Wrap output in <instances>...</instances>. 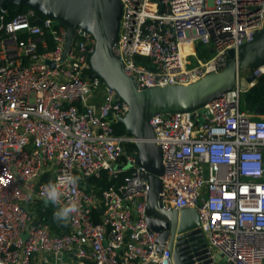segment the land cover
<instances>
[{
  "label": "built area",
  "instance_id": "2783aa9c",
  "mask_svg": "<svg viewBox=\"0 0 264 264\" xmlns=\"http://www.w3.org/2000/svg\"><path fill=\"white\" fill-rule=\"evenodd\" d=\"M121 2L114 53L141 89L222 70L229 50L264 24V0ZM7 16L0 8V264H174L146 220L148 171L137 147H126L135 138L116 132L129 105L93 76L94 36L77 27L62 60L65 25L31 7ZM252 72L258 79L264 64ZM257 79L208 103L210 116L151 119L163 207L196 208L212 256L234 264H264V116L241 108ZM104 171L116 181L101 194L88 190L87 179ZM68 175L79 179L61 186L60 203L77 207L54 223L46 185Z\"/></svg>",
  "mask_w": 264,
  "mask_h": 264
},
{
  "label": "water",
  "instance_id": "95a60500",
  "mask_svg": "<svg viewBox=\"0 0 264 264\" xmlns=\"http://www.w3.org/2000/svg\"><path fill=\"white\" fill-rule=\"evenodd\" d=\"M15 5L34 8L41 15L57 20L68 30L62 60L71 51L76 28L90 32L96 40L91 57L93 76H98L128 103L129 110L119 119L135 138L137 164L148 171L149 200L147 222L159 233L158 250L171 252L174 264H234L223 255L212 256L201 228L199 213L194 207L165 209L160 199L164 172L162 148L156 142L151 119L158 113L192 112L210 116L208 103L230 91L244 78L256 81L252 70L264 64V24L254 39L242 44L238 51L229 50L222 70L206 74L188 85L172 84L140 88L136 78L127 73L124 62L114 53L122 15L121 0H0V8ZM36 23H42L38 18ZM245 74V75H242ZM257 109V113H259Z\"/></svg>",
  "mask_w": 264,
  "mask_h": 264
},
{
  "label": "trees",
  "instance_id": "16d2710c",
  "mask_svg": "<svg viewBox=\"0 0 264 264\" xmlns=\"http://www.w3.org/2000/svg\"><path fill=\"white\" fill-rule=\"evenodd\" d=\"M27 6H22L20 8H17L15 5H8V18H11L15 16L17 13L22 12L26 10ZM202 54V49L200 50ZM241 108L242 110L249 111L250 113H253L256 115V117H262L264 116V74L261 75L257 82L248 88L245 92L242 93L241 96ZM257 109H259V113H257ZM116 132L118 134H129L124 125L120 122H118L116 125ZM126 147L128 149H134L136 148L135 143H127ZM126 173H122L120 178L122 179ZM114 179L110 178L107 171H104L101 175V177L96 178H89L87 179V185L88 190L94 189L98 194H101L103 189L108 188L114 183ZM119 183H121V180H119ZM55 206H49L47 208V212L45 213V217L47 219H51L54 223H56V220L53 218V212L55 211ZM96 214H99V212L96 210ZM97 220L98 217H96Z\"/></svg>",
  "mask_w": 264,
  "mask_h": 264
},
{
  "label": "clouds",
  "instance_id": "9594fccd",
  "mask_svg": "<svg viewBox=\"0 0 264 264\" xmlns=\"http://www.w3.org/2000/svg\"><path fill=\"white\" fill-rule=\"evenodd\" d=\"M78 177L75 175H68L61 179L59 182H49L46 185V199L47 202L56 205V209L53 212V218L58 221H67L71 214L76 210V205L74 203L61 204V186H70L78 182Z\"/></svg>",
  "mask_w": 264,
  "mask_h": 264
},
{
  "label": "rangeland",
  "instance_id": "374dc122",
  "mask_svg": "<svg viewBox=\"0 0 264 264\" xmlns=\"http://www.w3.org/2000/svg\"><path fill=\"white\" fill-rule=\"evenodd\" d=\"M242 75H245V74H242ZM263 117V116H262ZM223 260H227L225 257H223Z\"/></svg>",
  "mask_w": 264,
  "mask_h": 264
},
{
  "label": "crops",
  "instance_id": "0c3cea01",
  "mask_svg": "<svg viewBox=\"0 0 264 264\" xmlns=\"http://www.w3.org/2000/svg\"><path fill=\"white\" fill-rule=\"evenodd\" d=\"M201 48H202V46H200L199 52H200Z\"/></svg>",
  "mask_w": 264,
  "mask_h": 264
}]
</instances>
